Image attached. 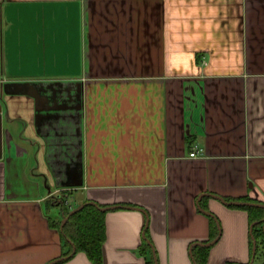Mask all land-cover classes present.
I'll list each match as a JSON object with an SVG mask.
<instances>
[{"label": "crops", "instance_id": "crops-1", "mask_svg": "<svg viewBox=\"0 0 264 264\" xmlns=\"http://www.w3.org/2000/svg\"><path fill=\"white\" fill-rule=\"evenodd\" d=\"M61 194L108 208L102 264H250L264 0H0V264L61 257Z\"/></svg>", "mask_w": 264, "mask_h": 264}, {"label": "trees", "instance_id": "trees-1", "mask_svg": "<svg viewBox=\"0 0 264 264\" xmlns=\"http://www.w3.org/2000/svg\"><path fill=\"white\" fill-rule=\"evenodd\" d=\"M69 195L70 194H61L60 198L57 195L52 196L48 201L49 205L47 204V208L56 207L60 209L62 220L54 223L53 226L58 228V231L61 234L63 247L66 249V251H63L60 258L50 264H64L73 259L79 253L85 254L93 264H102L104 262V246L106 241L105 214L108 211V208L101 207L92 202L83 203L73 208L67 203ZM238 201L242 202V200ZM225 203L231 207L244 208L249 212L252 228V253L254 247H256L255 261L259 259L264 262V207L233 204L231 200H226ZM113 208L116 210H143L139 206L129 205L116 206ZM217 236L218 234L201 247L206 248L211 246V244L215 242ZM144 242L145 245L142 248V254L146 255L149 251L154 254V248L148 235L147 226H145L144 229ZM74 247L76 248V252L73 254ZM198 247L199 246L194 247L193 251L197 263L202 264V261L207 260L208 253L206 252V249H203L202 252H205V254L201 255L195 249ZM156 262V257H154L153 260L148 263L156 264Z\"/></svg>", "mask_w": 264, "mask_h": 264}, {"label": "water", "instance_id": "water-1", "mask_svg": "<svg viewBox=\"0 0 264 264\" xmlns=\"http://www.w3.org/2000/svg\"><path fill=\"white\" fill-rule=\"evenodd\" d=\"M241 204L264 207L263 205H258V204H253V203H241ZM215 241H216V240H215ZM75 252H76V248L74 247V252H73V254H74ZM73 254H72V255H73ZM66 259H67V258H66ZM255 259H256V247H254L253 255H252V259H251L250 264H253V263L255 262ZM156 264H158V263L156 262Z\"/></svg>", "mask_w": 264, "mask_h": 264}, {"label": "built area", "instance_id": "built-area-1", "mask_svg": "<svg viewBox=\"0 0 264 264\" xmlns=\"http://www.w3.org/2000/svg\"><path fill=\"white\" fill-rule=\"evenodd\" d=\"M200 156H201V152L199 150H197V148H195V150L193 152H191V154H190L191 158H198Z\"/></svg>", "mask_w": 264, "mask_h": 264}, {"label": "rangeland", "instance_id": "rangeland-1", "mask_svg": "<svg viewBox=\"0 0 264 264\" xmlns=\"http://www.w3.org/2000/svg\"><path fill=\"white\" fill-rule=\"evenodd\" d=\"M132 206H135V205H132ZM143 209V208H142ZM144 210V209H143ZM144 212V211H143ZM258 261H259V259L258 260H256V264H258Z\"/></svg>", "mask_w": 264, "mask_h": 264}]
</instances>
